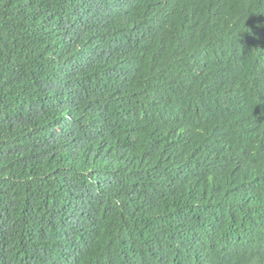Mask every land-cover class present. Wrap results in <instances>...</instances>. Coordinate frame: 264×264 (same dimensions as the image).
<instances>
[{
	"label": "trees",
	"instance_id": "trees-1",
	"mask_svg": "<svg viewBox=\"0 0 264 264\" xmlns=\"http://www.w3.org/2000/svg\"><path fill=\"white\" fill-rule=\"evenodd\" d=\"M0 264H264V0H0Z\"/></svg>",
	"mask_w": 264,
	"mask_h": 264
}]
</instances>
